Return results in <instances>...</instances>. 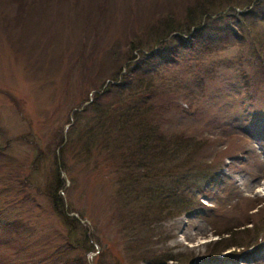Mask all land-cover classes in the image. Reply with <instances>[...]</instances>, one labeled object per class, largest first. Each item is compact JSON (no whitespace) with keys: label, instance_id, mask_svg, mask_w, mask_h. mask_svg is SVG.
I'll use <instances>...</instances> for the list:
<instances>
[{"label":"rangeland","instance_id":"rangeland-1","mask_svg":"<svg viewBox=\"0 0 264 264\" xmlns=\"http://www.w3.org/2000/svg\"><path fill=\"white\" fill-rule=\"evenodd\" d=\"M193 1L0 0V206L21 212L16 219L27 222V228L19 226L21 234H2L0 263L49 253L21 263L46 264L54 255L67 233L46 186L58 169L64 184L57 192L78 224L64 251L69 258L88 264H264V8L241 19L238 38L211 27L194 37L184 34L183 41L158 40L167 28L161 16L182 19ZM222 1L211 0L209 8ZM163 42L170 57L160 56ZM117 68L121 78L150 82L145 87L152 106L166 112L158 120L195 154L191 163V153L179 154L183 166L211 172L186 210L142 221L112 202L115 191L105 182L113 178L114 164H101L97 179L77 154L81 124L92 111L79 118L68 146L57 142L74 121V107L92 98ZM29 132L43 149L33 164L37 149L21 139ZM17 164L19 173L12 170ZM23 178L26 185L19 187ZM28 193L35 200L24 197ZM234 241L239 246H226Z\"/></svg>","mask_w":264,"mask_h":264},{"label":"trees","instance_id":"trees-1","mask_svg":"<svg viewBox=\"0 0 264 264\" xmlns=\"http://www.w3.org/2000/svg\"><path fill=\"white\" fill-rule=\"evenodd\" d=\"M210 4L211 0H194L186 5L182 19H175V14L171 15V13L162 15L160 21L162 20V25L167 28L158 40L165 41L166 38H174V40L183 41L186 38H183L182 35L190 34L194 37L198 33H203L205 28L211 27L218 30L217 34L224 33L227 38H238L241 37V33L240 28L236 26H243L241 19L246 18L253 9L255 10L253 14H257V8H264V0H223L213 8H209ZM237 7H240L241 10H238ZM228 10L233 12H228ZM208 32L214 34L211 30ZM252 40L254 41V38ZM258 41L261 43L260 40ZM170 48L163 42L162 47H159L160 56L170 57V55H165L170 53ZM258 53L263 55L261 52ZM260 63L264 65L263 59H260ZM143 69L146 71L148 68L143 67ZM121 70L120 68L108 76L113 81L111 79L102 81L94 89L93 97L89 102L83 105L82 102L76 106L73 113L74 121L66 129L65 139L62 132L63 134L60 133L57 142H63L64 146H68L72 141L71 133L79 122V118L92 111L88 123L81 124V131L77 137L80 145L77 154L91 166L90 173L97 179L101 164H105V167L114 164L113 166L116 168L112 167L110 170V173L112 170L114 172L113 178L111 181L105 182V184L109 183L107 187H110L112 192L115 191V198L113 195H109L113 198L112 202L118 201L119 208L123 206L129 216H141L142 221H145L149 216H162L164 212L172 214L186 210L187 207L195 203L192 198L194 190H202V187L211 178V172L199 170L196 166H183L184 158L180 159L179 154L191 153V157H188L189 162H194L195 154L187 147V141H176L177 137L173 136L178 134H173L170 129L165 128L162 119L158 120L159 115L164 116L166 112L156 105L152 106L153 96L145 87H150V82L144 83L140 80L142 83H136L134 77H128L125 74L121 78L119 77ZM128 71L131 72L130 67H128ZM21 139H28V144L37 149L33 160L30 161V164H33L43 149L38 145L39 141L32 132L23 134ZM50 146L47 147L48 150H51ZM102 152L105 153V156L102 161H99V154ZM19 166L18 164L13 166L12 170L19 173L21 171ZM107 169L110 168L107 167ZM22 174L26 176L25 173ZM52 181V185H46L47 193L49 194L51 191L49 195L52 200V208L61 218L67 233H62L63 235L57 243L58 247L51 251L54 255L47 260L46 264H88V261L83 260L80 263L79 259L69 258L64 254V251L72 245L70 232L77 229V217L68 214L65 201L62 195L57 192L64 184L58 169L53 171ZM24 183L23 178L17 184L20 187L26 185ZM47 193L45 192L48 196ZM26 196L35 200L30 193L25 194L24 197ZM178 200L180 202H177ZM113 204L115 205V203ZM11 209L7 208L3 211V206H0V213H13L12 218H9L8 215H4L2 218L0 215V238L4 232L15 231L21 234V228L23 226L27 228L25 220L16 219L21 218V212H13ZM22 223L25 224L22 225ZM86 238L88 239L86 248L90 250L93 248L94 239L93 237L90 239V234ZM5 242H8V239L3 241V243ZM230 244L239 246L240 243L234 241L226 246ZM34 255L31 253L24 255L25 257L21 256L0 264H21L27 260L34 263L44 259L49 253L37 258Z\"/></svg>","mask_w":264,"mask_h":264}]
</instances>
